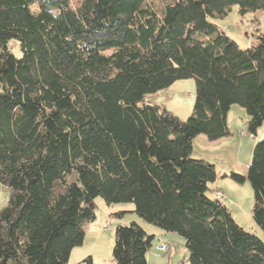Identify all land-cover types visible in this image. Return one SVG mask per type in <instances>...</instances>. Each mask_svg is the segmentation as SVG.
I'll return each mask as SVG.
<instances>
[{
    "label": "trees",
    "instance_id": "1",
    "mask_svg": "<svg viewBox=\"0 0 264 264\" xmlns=\"http://www.w3.org/2000/svg\"><path fill=\"white\" fill-rule=\"evenodd\" d=\"M234 6L264 0H0V264H69L97 197L183 236L191 264H264L261 235L208 194L215 164L194 156L198 135H231L233 105L248 133L264 125V31L242 48L215 22ZM189 78L187 119L148 100ZM225 176L251 183L264 230V138L245 174ZM154 237L118 225L115 264H148Z\"/></svg>",
    "mask_w": 264,
    "mask_h": 264
},
{
    "label": "rangeland",
    "instance_id": "2",
    "mask_svg": "<svg viewBox=\"0 0 264 264\" xmlns=\"http://www.w3.org/2000/svg\"><path fill=\"white\" fill-rule=\"evenodd\" d=\"M215 22L246 49L256 43L257 34L264 31V9L242 15L238 6H234L226 17L216 19ZM8 46L17 57L23 55L18 40H11ZM195 95V79L189 78L176 81L171 87L149 96L148 100L165 106L182 119H187L193 112ZM248 119L246 109L240 105H233L228 113L231 135L216 141L209 140L205 134L198 135L193 144L194 156L204 158L216 166L218 177L215 183L211 184V188H217L219 191L216 193L210 191L209 196L215 199L220 195L233 211L238 223L250 231L258 230V235L264 240V230L259 227L252 215L254 190L251 183L247 181L238 184L229 176H225V173L229 175L232 171L246 173L253 158L255 144L264 134L263 125L257 136L248 132L244 136H239L237 131L246 128ZM9 195L8 188L0 186V210L7 205ZM95 202L96 218L86 224L84 243L74 248L69 264H83V259L89 255L96 264H115L113 250L117 226L129 225L132 222H137L149 235L155 236L147 253L148 264H191L186 239L144 221L135 212L133 203L108 205L102 197H97ZM108 221L112 224L110 228L104 229ZM163 245L168 247L166 251L160 249Z\"/></svg>",
    "mask_w": 264,
    "mask_h": 264
},
{
    "label": "built area",
    "instance_id": "3",
    "mask_svg": "<svg viewBox=\"0 0 264 264\" xmlns=\"http://www.w3.org/2000/svg\"><path fill=\"white\" fill-rule=\"evenodd\" d=\"M246 133H247L246 128H244V129H240V130L238 131V135H239V136H244ZM219 196H220V195H219ZM220 197H221V196H220ZM111 224H112L111 221H108L107 224L104 226V229H108V228H110ZM160 249H161L162 251H166V250L168 249V247H167L166 245H163V246H160Z\"/></svg>",
    "mask_w": 264,
    "mask_h": 264
},
{
    "label": "crops",
    "instance_id": "4",
    "mask_svg": "<svg viewBox=\"0 0 264 264\" xmlns=\"http://www.w3.org/2000/svg\"><path fill=\"white\" fill-rule=\"evenodd\" d=\"M228 123H229V122H228ZM229 126H230V125H229ZM237 134H238V131H237ZM263 135H264V134H263ZM263 135H262L261 138H264ZM261 138H260V139H261ZM248 168H249V166L247 167V170H248ZM246 172H247V171H246ZM225 174H227V173H225ZM231 211H232V210H231ZM232 212H233V211H232ZM234 216H235V215H234ZM235 219H236V218H235ZM236 220H237V219H236ZM254 231H255L257 234H259V231H258V230L255 229Z\"/></svg>",
    "mask_w": 264,
    "mask_h": 264
}]
</instances>
